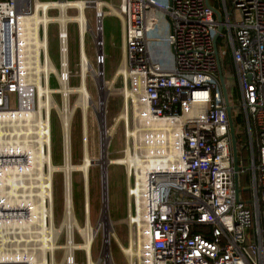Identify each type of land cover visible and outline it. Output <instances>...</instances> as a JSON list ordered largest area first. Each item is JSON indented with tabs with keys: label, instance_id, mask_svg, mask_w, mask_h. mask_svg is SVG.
Wrapping results in <instances>:
<instances>
[{
	"label": "built area",
	"instance_id": "obj_1",
	"mask_svg": "<svg viewBox=\"0 0 264 264\" xmlns=\"http://www.w3.org/2000/svg\"><path fill=\"white\" fill-rule=\"evenodd\" d=\"M36 1L0 0V264H31L23 253L42 252L33 246L41 242L42 229L49 232V204L40 190L49 163L54 165L51 111L40 103L38 76L46 74L39 64L48 52L49 27H31L24 41L21 34V21ZM84 1L86 7L94 4ZM208 1L221 21L207 0H122L115 10L124 47V154L138 160L130 165V217L139 237L140 228L147 230L146 264H264V0ZM160 14L171 27L159 39L174 53L169 70L149 52ZM228 52L235 75L223 73V85L219 70ZM102 53L98 64L105 63ZM58 55V85L71 88L67 22L60 23ZM228 103L233 122L242 114L248 137L245 155L236 142L237 165ZM67 136L62 124L63 164L57 168L72 160ZM40 154L41 163L32 164ZM64 174L65 200L72 178ZM50 176L53 196L54 172ZM76 250L75 244L65 246L62 264H78Z\"/></svg>",
	"mask_w": 264,
	"mask_h": 264
},
{
	"label": "rangeland",
	"instance_id": "obj_2",
	"mask_svg": "<svg viewBox=\"0 0 264 264\" xmlns=\"http://www.w3.org/2000/svg\"><path fill=\"white\" fill-rule=\"evenodd\" d=\"M53 1L56 2L58 0H42V2ZM95 1H99L102 3L100 7L104 12V16L101 20H97L96 13L98 9L96 8L95 4H92L90 6L88 5V7H86L85 9L84 16H86L85 18L87 19V21H89L88 23L90 25V29L85 33L84 42L86 54L89 58L90 66L91 68H93V71L87 73L84 83L90 94L93 104L99 103L101 101V97L103 96L104 109L103 113L99 114L101 115L99 117L100 119H103V125L105 126L106 134L110 136L108 145L105 147V149L107 148V161H105L106 172L104 174V170L101 166L102 164H99L97 162L102 158L104 135L101 134V124L99 121V117L97 116L98 114L95 111L94 107L89 106L86 113V138H84L83 111L80 108L73 109L74 104L78 98V94L71 93L69 95V105L72 108L73 113L71 116L70 130V147L72 155V160L70 163L72 166H75L81 165L84 162L85 147L87 148L86 152H88L87 154L90 160L95 161V163H92L89 166L87 186L85 185L84 173L81 170H71V193L72 201L74 202V216L76 220V225L73 227L72 231V237L76 245L83 244L85 242L83 235L79 232L80 230L78 228H82L86 223L87 198L90 205V223L97 230L90 251L91 260L95 263H98L100 261L99 264H103L102 260L104 259V256L102 257V255L107 251L111 255L110 264H146L148 263L147 259H149L148 252L145 250L140 253V251L137 250L138 247H136L139 242H143L144 236L142 237V235H140L139 237L137 235V227L132 222L130 217L131 212H134V202L131 201V198L128 194V186L129 183L132 182V179H129V177H134V168H131V166L126 162H124L123 164L111 163V161L125 158L124 151L127 149L128 143L127 129L125 127L124 121L120 119L125 98L123 88L124 77L122 75H116V72L123 62L124 47L123 39L120 34V32L122 33V31H120L121 20L117 16V14L114 13V10L118 8L117 6H110V4L106 0ZM78 10L79 8H76V6L69 5V7H66L67 16L69 17V19L70 17L73 18L75 15L77 16ZM48 12L49 17H58L61 13L58 7L50 8ZM61 22L55 21L48 23V53L52 65L54 66L56 71H58L59 67L58 33ZM67 24L70 31L71 46L70 87L75 88L80 87L82 84L80 58L81 38L79 39L80 29L78 24L75 23V20H71L67 22ZM39 27L42 28V26ZM150 35L157 38L150 44L149 47L150 56L153 62L158 64L162 69H173V50L171 49L170 45L167 44V42L162 40L160 41L158 39L165 38L170 35V25L168 20L163 18ZM99 38L101 39L99 40ZM98 42H102L104 43V45L97 46ZM98 51L103 52L102 55L105 57V63L103 64L97 63L96 56ZM43 61L44 60L42 58L39 65L41 68H46V63L43 64ZM100 71L102 72L104 81H106L105 84L102 83L103 85H100L103 87L102 92L99 90V84H101V81L97 79V75ZM94 72H96L97 75H95ZM227 75L228 77L233 78L235 75L234 68H230ZM38 76L41 77L42 85H46L45 73L38 72ZM48 86H50L51 89L53 100L52 104H55L56 108L61 109L63 98L61 93L59 92L60 87L58 85L56 72H49ZM42 97L44 99L46 98L43 94H41L40 98L42 99ZM56 108L53 106L50 108V116L52 127L53 164L54 166L58 167L63 164V143L61 122L62 119L60 117L59 111ZM53 172L54 193L52 196V220H54L53 223H55L56 229H60L58 236H54V244L57 247L54 250V259L57 263L62 264V258L64 255L63 246H65L66 244L68 231V229L66 228L67 226L63 224L66 200V195L64 200L65 190L63 185L65 170H62V168L59 167L58 170H54ZM104 209H106V212ZM108 221L110 223H108ZM105 232L107 234L110 233L108 234V245L104 243L106 234ZM33 238L37 239L35 237ZM40 245L41 242H37L33 247L38 248ZM61 246L62 248H60ZM128 248H133L136 252H139V254L126 252ZM35 254H39V256L41 257H39L38 259ZM49 254V252H46V254H44V252L36 250L34 253V257L37 263L40 264L44 259L45 263L48 264L47 262H49L50 260ZM76 255L78 264H88V256L84 249L77 248ZM45 256L47 257V260Z\"/></svg>",
	"mask_w": 264,
	"mask_h": 264
},
{
	"label": "bare ground",
	"instance_id": "obj_3",
	"mask_svg": "<svg viewBox=\"0 0 264 264\" xmlns=\"http://www.w3.org/2000/svg\"><path fill=\"white\" fill-rule=\"evenodd\" d=\"M65 0H60V1H56V2H42V0H38L35 2V5L33 6V12L31 15L25 16L23 17L21 23H22V29H21V34H22V39L23 41L25 40L26 37H29L31 35V27H33V29H38L39 26H44L45 28L48 27V22H61V24H64L66 22H69L71 20H75L79 22V28H80V38H81V54H82V58H81V86L80 87H75V88H69L67 87V83L63 82L61 83L62 86L59 89V92L61 93V95L63 96V105L61 109L56 108L55 104L53 103L52 100V95H51V89L50 86H48V77H49V72H53L55 73L56 70L54 68V66L52 65L50 56L48 54V52H46V58H45V62H46V74H45V84L46 85H39V96H41V94H43L46 98L44 99L42 97L40 103L43 106H46L47 109V114L49 113L50 108L53 106L55 107L60 114V117L62 119V124H63V128H64V132L66 134V136L68 135V133L70 132V128H71V116L73 113L72 108L69 105V95L71 93H77L78 94V98L74 104L73 109L76 108H80L83 111V116H84V138H86V113L88 111L89 106L94 107L95 111L97 112V116H101L99 114L103 113V109H104V100H103V96L101 97V101L99 103H94L93 101H91V97L90 94L86 88L85 85V78L88 72L93 71V68L90 67V62H89V58L85 52V47H84V36L85 33L90 29V27L88 26L89 23L87 21V19L84 16V8L86 9V2L84 0H80L79 2H74V3H68L69 1L66 0L64 3H60L63 2ZM68 1V2H67ZM95 4V3H94ZM101 2H96V8L98 9V19L101 20L104 16V12L101 10ZM69 5L72 6H76V8H79V13L77 14V16H75V18H71L69 19V17L66 14V7H69ZM58 7L61 11V13L59 14L58 17H49L48 15V10L50 8H55ZM48 8V10H47ZM110 8V7H109ZM115 11V10H114ZM116 13V12H114ZM107 14V13H106ZM68 17V18H67ZM66 20V21H65ZM65 21V22H64ZM41 24V25H39ZM101 38H99L100 40ZM40 43H44V41H40L37 40L36 44H40ZM45 44V43H44ZM103 43L102 42H98L97 46H102ZM46 51V50H45ZM44 62V61H43ZM45 62L43 64H45ZM40 67V66H39ZM43 67V66H42ZM41 68V67H40ZM50 70V71H49ZM125 73V70L123 68V66H120L116 75H122ZM95 75H97L96 72H94ZM98 76V77H97ZM97 79L99 81H101V84H99V87H101L100 85H103L102 83H106V81H103V75L102 72L100 71L97 75ZM113 84V82H112ZM58 90V89H57ZM54 91V90H53ZM52 91V92H53ZM102 92V91H101ZM29 100H27L28 102ZM125 117V116H124ZM100 119V117H99ZM100 123H101V134L103 135V153H102V158L100 160H98L97 162L99 164H102V169L104 170V174L106 172L105 167H106V162L107 161V148L105 149V147L108 145L109 142V136L108 134H106L105 131V126L103 125L104 121L101 118L100 119ZM167 122H162L159 125L164 126L166 125ZM68 138V136H67ZM124 159V160H123ZM123 159H119V160H115V161H111V163H116V164H123L124 162H126L128 165H131V163L134 164H138V160L137 159H132L128 160L125 158ZM42 160V156L40 154L37 156H33L32 157V164H34L36 161H39L41 163ZM45 162H47V158L45 159ZM109 162V161H108ZM95 163V161L90 160L87 152H85V156H84V162L81 165H75L72 166L70 163V159L69 157H67V160L64 164V166L62 167V169L65 170V172H67L68 177H70L71 174V170L72 169H76V170H81L84 173V177H85V185L87 186V182H88V170H89V166ZM54 170H58L57 167H55L54 165H51V163H49L48 166V181H46V187L44 188V185H42V189L40 190V194L41 197H44L45 200L47 201V205L48 206V216H47V220H49V222L47 223L48 227L47 230L49 231L48 233L45 234V229H42L44 235L41 237V245L40 247L42 248V252H44V254H46V252H49V262H47L48 264H59L55 261L54 259V250L57 248L56 245L54 244V240L55 237L54 236H58L59 234V230L60 229H54V225H53V217H52V212H51V197H52V183H51V174ZM105 179V178H104ZM105 181V180H104ZM105 183V182H104ZM106 188V185H105ZM129 198V197H128ZM106 202V201H104ZM74 202L72 201V193H71V189H70V183H68V189L66 192V200H65V213H64V220H63V224L65 226H67L66 228L68 229V237H67V243H66V247H73L75 243H73V239H72V231H73V227L76 225L75 223V216H74ZM106 204V203H105ZM36 208H38V206H36ZM105 208V207H104ZM106 212V209H104ZM89 211H90V205H89V201L86 198V223L85 226H83L82 228H78L80 231V233L83 235L84 238V243L83 244H79L75 246L77 248L80 249H84L86 251V254L88 256V264H99L100 261L98 263H95L91 260L90 258V251H91V247L94 241V237L96 235L97 230L91 225L90 223V217H89ZM105 215V214H104ZM108 218V217H107ZM108 223H110L108 221ZM62 224V223H61ZM106 224V223H105ZM111 225V224H110ZM61 227V226H60ZM63 227V225H62ZM106 233V232H105ZM144 237H143V235ZM110 234V233H108ZM106 233L105 234V240L104 243L106 245H108L109 242V236ZM112 234V233H111ZM140 234L142 235V237L144 238L143 242H139V244L136 246L138 247L137 250L141 252L143 251H147V230L145 231L140 229ZM115 236V235H114ZM113 236V237H114ZM50 237V238H48ZM141 240V241H142ZM143 243V244H142ZM137 244V243H136ZM63 246V248L65 247ZM62 248V246L60 247ZM36 251V250H35ZM126 252H131L132 254H139V252H136L133 248H128V250H126ZM36 255V254H35ZM104 256V259L102 260L103 264H110L111 263V255L109 252H104L102 257ZM25 260H30L31 264H39L37 263L34 254H30L28 255V257L26 256V253H23L22 256ZM41 257V256H40ZM39 259V257H37ZM149 261V259H147ZM146 262V261H144ZM40 264H46L45 260L43 259V262H41Z\"/></svg>",
	"mask_w": 264,
	"mask_h": 264
},
{
	"label": "trees",
	"instance_id": "obj_4",
	"mask_svg": "<svg viewBox=\"0 0 264 264\" xmlns=\"http://www.w3.org/2000/svg\"><path fill=\"white\" fill-rule=\"evenodd\" d=\"M212 2H214V0H212ZM223 39H219L218 43H222ZM222 68H223V73L225 74L226 72H228V70L230 68H233V61L230 55V52H228L222 62ZM230 93L233 95L234 98L238 97V89L236 86H233L232 88L229 89ZM234 125L236 128V142L238 145V149L239 151H241V153L243 155L247 154V147H246V143H247V134H246V130L244 129V123H243V118H242V114L238 113V115L236 116V118H234ZM259 154V150L256 149V156L258 157Z\"/></svg>",
	"mask_w": 264,
	"mask_h": 264
},
{
	"label": "water",
	"instance_id": "obj_5",
	"mask_svg": "<svg viewBox=\"0 0 264 264\" xmlns=\"http://www.w3.org/2000/svg\"><path fill=\"white\" fill-rule=\"evenodd\" d=\"M65 1H66V0H65ZM207 2H208V4H209V6L212 8V10L214 11V13H215L217 19H218L219 21H221V14H220L219 10H218L217 8L213 7V6L209 3L208 0H207ZM221 28H222V26L220 25L219 30H221ZM215 39H216V40L218 39V34L216 35ZM219 77H220V80H221L222 84L224 85L225 78H224V75H223V72H222V69H221V68H220V70H219ZM103 81H104V79H103ZM99 90L102 91V90H103V87H102V86L99 87ZM226 95H227V93H226ZM227 101H228V97H227ZM227 111H228L229 118H230V122H231V132H232V135H233V148H234V153H235V164L237 165V161H238V160H237V157H236L237 155H236V136H235V126H234V122H233V120H232V111H231V106H230L229 103H228ZM99 121H100V119H99ZM100 124H101V123H100ZM236 168H237V166H236Z\"/></svg>",
	"mask_w": 264,
	"mask_h": 264
},
{
	"label": "crops",
	"instance_id": "obj_6",
	"mask_svg": "<svg viewBox=\"0 0 264 264\" xmlns=\"http://www.w3.org/2000/svg\"><path fill=\"white\" fill-rule=\"evenodd\" d=\"M58 1H60V0H58ZM69 1V2H68ZM67 2L68 3H71V2H79V1H73V0H68ZM95 4H96V1L95 0H92ZM109 4H110V6H117V7H119L120 6V4H121V2H122V0H106ZM65 1H63V2H60V3H64ZM99 2V1H98ZM84 10H85V8H84ZM78 13H79V10H78ZM84 15H85V11H84ZM76 16V15H75ZM75 16L73 17V18H75ZM86 17V16H85ZM163 18H165V19H167L166 17H164L163 15H161L160 14V20H159V22L163 19ZM168 20V19H167ZM168 22H169V20H168ZM159 24V23H158ZM119 25V24H118ZM169 25H170V22H169ZM121 27V26H120ZM170 30H171V27H170ZM120 31H122L121 29H120ZM120 34H121V36H122V33L120 32ZM151 36V35H150ZM151 38L152 39H157V38H155V37H152L151 36ZM166 38V37H165ZM165 38H158V39H165ZM81 41V40H80ZM154 41V40H153ZM153 41H151L150 42V44L153 42ZM81 43H82V41H81ZM150 44H149V47H150ZM168 44V43H167ZM171 47V46H170ZM172 49V48H171ZM80 51H81V44H80ZM174 66H175V57H174ZM174 68V67H173ZM117 73V72H116ZM85 152L87 151V148L85 147V150H84ZM88 153V152H87ZM84 156H85V153H84Z\"/></svg>",
	"mask_w": 264,
	"mask_h": 264
}]
</instances>
